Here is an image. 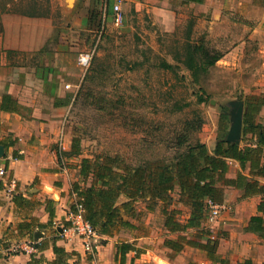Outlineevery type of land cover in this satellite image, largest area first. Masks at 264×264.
Returning a JSON list of instances; mask_svg holds the SVG:
<instances>
[{"label":"crops","instance_id":"obj_1","mask_svg":"<svg viewBox=\"0 0 264 264\" xmlns=\"http://www.w3.org/2000/svg\"><path fill=\"white\" fill-rule=\"evenodd\" d=\"M161 1L172 5L174 0ZM179 1L196 7L197 15L210 5L209 0ZM91 6L92 0H0V100L10 94L18 107L0 111L2 136L15 140L0 163L17 179L12 189L0 178V264H129L134 258L148 264H237L251 258L264 264V237L247 228L252 215L262 214L258 204L264 194L244 195L243 188L223 181L218 185L228 209L214 221L204 218L208 234L195 227L170 230L164 214L163 220L154 216L162 213L163 202L150 209L148 199L135 202V215H125L132 226L97 233L94 254L71 225H58L57 235L50 232L52 222H71V204L77 198L73 184L85 183L72 162L71 136L64 127V109L72 101L64 58L79 49L76 40L90 26ZM206 144L213 151L216 142ZM229 162L228 177L238 172L250 175L249 164L242 168L235 159ZM258 179L264 183L263 176ZM178 197L176 193V201ZM47 200L52 201L53 219ZM177 204L187 208L186 214L178 215L185 221L189 208L178 201L174 207ZM124 242L133 247L121 263ZM55 245L67 254L56 252Z\"/></svg>","mask_w":264,"mask_h":264},{"label":"rangeland","instance_id":"obj_2","mask_svg":"<svg viewBox=\"0 0 264 264\" xmlns=\"http://www.w3.org/2000/svg\"><path fill=\"white\" fill-rule=\"evenodd\" d=\"M112 3L92 0L90 26L76 40L79 49L64 58L72 82L64 127L71 146L79 138L72 161L77 168L83 157L107 154L130 164L170 157L175 134L195 113L205 119L201 140L213 145L223 113L230 127L229 101L245 102L264 91V0H209L201 15L179 0H126L119 24ZM87 50L90 63H76ZM205 51L222 57L206 65ZM190 53L195 71L187 64ZM175 208L179 215L187 212L180 204ZM162 214L154 216L163 220ZM67 222H52L50 232L57 235L58 225Z\"/></svg>","mask_w":264,"mask_h":264},{"label":"trees","instance_id":"obj_3","mask_svg":"<svg viewBox=\"0 0 264 264\" xmlns=\"http://www.w3.org/2000/svg\"><path fill=\"white\" fill-rule=\"evenodd\" d=\"M196 49L200 48L195 46ZM205 53L206 65H213L222 57L218 52L212 56L207 51ZM187 64L195 71L196 63L191 53ZM14 109H18L16 99L10 94H4L0 100V111ZM204 123L205 119L199 113L187 118L181 132L175 134V140L170 145L173 150L170 157L148 158L135 164L126 162L119 155L107 154L96 159L83 157L79 172L85 183L76 181L73 184V192L77 198L71 204L72 212L77 213L78 204H81L83 217L97 233L111 234L119 225L132 226L125 215L136 214L137 200L148 199L150 209L155 207L157 201H162L164 224L170 230L195 227L200 229L202 235L210 233L211 230L204 228L202 222L208 214L209 200L223 202V188L218 185L220 181L243 188L244 195L260 192L264 194V183L258 179L260 176L264 177V91L245 100L242 142L226 139L229 116L223 113L218 124L216 144L211 151L199 136ZM14 142L15 140L9 141L2 136L0 123V145L3 144L8 149ZM79 152V138L75 137L70 155H77ZM230 159L239 161L242 168L249 164L250 175L238 172L235 176L228 177L226 173L230 167ZM89 178L90 183L86 184ZM173 193H178L177 201L189 208V216L185 221H181L178 216L180 210L172 206L177 202L173 201ZM17 198L18 195L14 197L16 201ZM46 208L53 219L51 200L46 201ZM258 210L262 214L252 215L247 228L264 237V200L258 204ZM132 247V243L122 244L121 263L126 262V252ZM54 249L62 252L63 256L67 254L56 245ZM129 264L148 263H137L134 258ZM237 264L263 263L246 258Z\"/></svg>","mask_w":264,"mask_h":264},{"label":"built area","instance_id":"obj_4","mask_svg":"<svg viewBox=\"0 0 264 264\" xmlns=\"http://www.w3.org/2000/svg\"><path fill=\"white\" fill-rule=\"evenodd\" d=\"M126 0H114L112 4L113 9V20L116 24H119L123 18L122 10L123 4ZM92 54L90 51H82L78 55V63L82 66H87L91 61ZM0 178L5 179V182L12 188L17 187V179L9 174V170L6 164L0 163ZM208 219L210 221L216 220L225 210L228 209L227 203L215 202L212 200L208 201ZM79 211L72 214L71 218V229L77 234L84 242L85 249L90 253L94 254L96 251L95 239L97 236V231L94 227L87 221L82 214L83 207L78 204Z\"/></svg>","mask_w":264,"mask_h":264},{"label":"water","instance_id":"obj_5","mask_svg":"<svg viewBox=\"0 0 264 264\" xmlns=\"http://www.w3.org/2000/svg\"><path fill=\"white\" fill-rule=\"evenodd\" d=\"M231 109V124L227 132L226 139L229 141L240 143L243 133V115L245 103L243 100L229 101ZM5 155V146L0 145V157Z\"/></svg>","mask_w":264,"mask_h":264}]
</instances>
